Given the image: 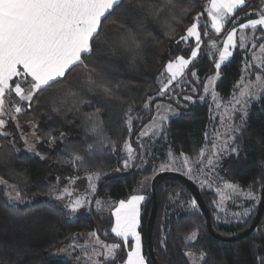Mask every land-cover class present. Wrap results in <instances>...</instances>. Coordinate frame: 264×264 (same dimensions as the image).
Here are the masks:
<instances>
[{"label": "snow or ice", "instance_id": "obj_1", "mask_svg": "<svg viewBox=\"0 0 264 264\" xmlns=\"http://www.w3.org/2000/svg\"><path fill=\"white\" fill-rule=\"evenodd\" d=\"M251 0H206L203 12H197L192 21L184 29V34L175 39L179 52L185 54L172 55L162 64V70L156 76L158 91L143 97L142 108L150 119L142 122L136 133L133 146V125L140 117L135 114L136 102H128L121 95L120 83H113L103 70L87 60L95 52L97 38L104 31L105 21L109 17L114 30L119 32L120 46L129 52L139 53L143 49L141 30L147 20H160L167 10L163 23L172 31L171 21L179 22L176 14V0H129V9L135 10L140 17L134 27L127 22V15L121 19L115 15L124 0H0V137L12 136L9 143L14 151L16 138L7 131L9 123L15 125L19 140L24 147L41 159L45 157L36 151L37 144L47 143L55 146L57 141L65 140V133L48 129L44 131L38 117L33 114L24 120L29 131H25L20 117L34 110V103L41 93L54 85L67 81L74 69L81 70L83 87L71 84L64 86L51 98L52 111L80 112L82 106L91 107L92 102L84 98L86 93L103 96L105 101L115 103L123 108L122 123L129 137L124 139L120 151L124 158L120 162L121 169L136 167L146 170L150 159L159 160L153 163L151 173L143 176L126 198L118 201H102L94 199L97 193V181L105 172L99 168L91 170L94 163L85 155L74 149H67L66 162L76 171L84 169V177L88 186L80 193L72 187L80 176L66 177L67 183L61 186V177H55V185L49 184L50 193H54L57 201H64L62 208L69 219L76 217L82 210L97 213H109L110 229H105V237L112 235L120 242L102 240L97 230L87 234L83 244L78 242L82 234H72L70 241L50 255H76L77 264H148L143 252L142 204L146 194L141 191L145 184L154 181L164 172H176L196 182L201 190H212L217 199L212 201L216 210L215 219L224 222L231 219L239 223H247L255 204L264 199V180L257 177L246 188L239 183L231 182L220 176L223 161L226 158L239 159L242 151L238 142L246 128L249 110L254 102L264 99V0L259 5L250 7ZM244 12L245 17L240 23ZM190 7L180 8L182 15H187ZM206 14V18H205ZM231 25V27H228ZM203 29V30H202ZM210 33H215L213 38ZM146 35L151 36L148 32ZM237 51L243 52L240 78L232 85L227 97L219 91V83L223 80V68L231 63ZM208 58L213 65L210 73L201 77L195 65L203 58ZM150 90V89H149ZM199 100L208 101L210 124L205 126L203 144L192 154L183 148L175 152L169 141V125L172 119L184 115L173 105L187 107ZM102 107L90 112L80 113L87 131L96 139L87 144L85 152L88 157L97 153H117V143L106 136L101 119ZM163 141L167 144L163 155L154 154V146ZM26 182L28 177L20 174ZM258 185V187H254ZM4 196L8 203L15 207L23 203V189L15 183H9L0 177ZM181 191L169 195L170 200H177ZM240 201L235 207L240 211L228 213L226 202ZM252 202V207H245L244 202ZM192 209H198L197 199L187 201ZM170 230V229H169ZM199 227H193L185 241H196ZM166 237L161 238L160 246L166 250ZM27 244L18 238L5 241L8 250L15 251L19 258ZM54 247V245H52ZM187 264H208V253L200 249L186 250L183 253ZM257 264H264V255L256 257Z\"/></svg>", "mask_w": 264, "mask_h": 264}, {"label": "trees", "instance_id": "obj_2", "mask_svg": "<svg viewBox=\"0 0 264 264\" xmlns=\"http://www.w3.org/2000/svg\"><path fill=\"white\" fill-rule=\"evenodd\" d=\"M158 2V0H157ZM260 0H251L250 7L259 5ZM176 14L179 22L171 21L172 32L164 23L167 10L162 14L160 20L149 19L145 22L141 30L143 49L139 53L127 51L120 46L119 32L114 30L109 17L105 21L104 31L97 38L95 52L87 60L90 64L101 68L107 78L113 83H120L119 95L128 102L135 101V114L140 117L133 125V133H138L141 123L150 119L148 113L142 108L143 97L154 94L158 91L156 76L162 70V64L172 55L185 54L179 52L178 48H183V44L177 45L175 39L184 34V29L190 24L193 16L197 12H203L206 0H176ZM187 6L191 11L187 15H182L180 8ZM238 12L244 19V12ZM131 13L130 15H127ZM115 15L124 18L127 15V22L130 27H134L140 17L135 10L129 9V0H124V4L117 9ZM206 18V14H205ZM231 27V25H228ZM203 30V29H202ZM152 33L151 36L146 33ZM174 38H170V35ZM214 38L215 33H210ZM244 53L237 51L231 63L223 68L224 77L219 83L218 91L225 97L230 93L232 85L240 78L241 64ZM195 67L198 74L204 77L213 68L208 58L201 59ZM81 70L74 69L67 77V81L54 85L40 94L34 103V110L20 117L23 126L24 120L35 114L44 131L48 129L65 133L63 142L57 141L55 146L47 143L37 144L36 150L45 158L28 152L19 140L15 125L9 123L7 131L13 133L16 138V147L19 152L14 151L9 143L13 137H0V177H4L9 183L18 184L23 188L22 193L31 195H48L50 193L49 184L55 185V177H61L64 182L68 176L84 175V169L76 171L70 163L66 162L67 149H74L85 155V158L94 161L91 170L100 169L106 173L101 178L114 172L119 175L104 179L101 183L96 199H106L107 201H118L126 198L129 193L137 187L143 176L151 173L152 164L159 163V160H151L146 166V170L141 171L136 167L127 170L121 169L120 162L124 154L120 151L122 142L129 137L126 127L122 123L123 108L114 102L105 101L103 96L86 93L84 98L92 102L91 107L82 106L80 112L68 111L67 108L60 112L52 111L51 98L57 94L64 84H71L77 88L83 87ZM150 89V90H149ZM96 107H102L101 119L107 137L117 143V153L107 152L97 153L95 157H88L85 149L87 144L93 143L96 139L87 131V126L81 119L80 113L90 112ZM184 115L171 120L169 125V141L175 152L179 153L181 148L186 153L192 154L203 144L202 133L205 126L210 124L208 101L197 100L194 104H188L185 108L179 109ZM249 118L243 136L238 141L241 145L239 159L235 157L226 158L223 163L221 174L231 182L239 183L242 187L252 184L257 177L264 180V99L254 102L249 110ZM136 133L133 138L136 137ZM133 146L136 147L135 139ZM167 144L159 141L154 146V154L163 155ZM26 175L25 182L20 175ZM100 178V179H101ZM97 181V188L99 185ZM197 186V185H196ZM254 187L258 185L254 184ZM203 200L208 208L213 229L220 235L236 236L243 233L252 222L256 208L247 220V223H219L213 215L211 202L216 199L210 191L201 190L198 186ZM181 191L178 200L169 199V195ZM148 197L142 204V227L143 252L148 264H153L147 255L146 250V223L152 205L151 186ZM157 211L152 230L153 249L156 258L161 264H187L183 253L186 250H205L208 253V264H257L256 257L264 255V209L261 219L256 228L247 236L235 241H219L209 235L206 227L205 216L199 206L198 209L188 207L187 201L194 197L189 188L176 177H164L156 184ZM180 201L183 203L180 204ZM199 227V237L196 241H185L184 236L193 227ZM105 229H110L109 213L107 210L97 213L95 210L80 212L76 217L69 219L64 215L62 205L56 200L49 198L35 202L11 206L4 196V189L0 186V264H70L61 255H50L56 253L57 249L66 245L72 236L79 231H93L98 233ZM170 229V230H169ZM104 236V235H103ZM166 237V250L160 246L161 238ZM105 237V236H104ZM13 238L27 241L21 244L22 258L17 253L8 250L4 245L5 241ZM108 242L115 241L112 235L105 237ZM104 240V239H103ZM54 245V247L52 246Z\"/></svg>", "mask_w": 264, "mask_h": 264}, {"label": "water", "instance_id": "obj_3", "mask_svg": "<svg viewBox=\"0 0 264 264\" xmlns=\"http://www.w3.org/2000/svg\"><path fill=\"white\" fill-rule=\"evenodd\" d=\"M137 131H135L132 135H135ZM119 173L118 172H114L108 176H105L103 178L100 179L99 181V185L97 188V193H98V189L101 185V183L103 182L104 179L107 178H112L115 176H118ZM164 177H176L178 178L180 181H182L191 191L192 195L197 199L198 205L200 206L204 216H205V221H206V227L207 230L209 232V235L212 236L213 238L219 240V241H224V242H228V241H235L238 239H241L247 235H249L258 225L262 213H263V209H264V199H262L261 201L258 202L257 204V208H256V213L255 216L252 220V222L250 223V225L248 226V228L241 234L236 235V236H224V235H220L218 234L212 226L211 223V219H210V215H209V211L208 208L203 200V197L199 191V189L197 188V186L195 185V183L193 181H191L190 179H188L187 177H185L184 175L180 174V173H176V172H164L161 173L160 175H158L154 181H151V198H152V205H151V209L149 212V216H148V220L146 223V250H147V255L149 257V260L153 263V264H161L158 259L155 256L154 253V249H153V242H152V230H153V224H154V219H155V215H156V211H157V196H156V184L157 181L161 178ZM97 193L94 197V199H96L97 197ZM100 236L102 237V239L104 240H109L107 238H105L103 236V234L101 232H99ZM116 242H120L118 239L115 240Z\"/></svg>", "mask_w": 264, "mask_h": 264}, {"label": "rangeland", "instance_id": "obj_4", "mask_svg": "<svg viewBox=\"0 0 264 264\" xmlns=\"http://www.w3.org/2000/svg\"><path fill=\"white\" fill-rule=\"evenodd\" d=\"M174 107H177V108H184V107H182L181 105H176V104H174L173 105ZM24 127V129H25V131L27 132V131H29V129H28V127H27V125H25V126H23ZM133 139H135V138H132V140ZM25 148V147H24ZM26 149V148H25ZM27 150V149H26ZM28 151V150H27ZM37 151V150H36ZM29 152V151H28ZM30 153H32V152H30ZM225 160V159H224ZM223 163H224V161H223ZM220 176H222L223 177V175L221 174V171H220ZM81 177V179L80 180H78L77 182H76V184L75 185H73L72 187H74V188H76L77 189V191L78 192H80V193H82V192H84V191H86V189H87V186H88V182H87V179L84 177V175H81L80 176ZM227 180V179H226ZM191 181H193V180H191ZM194 182V181H193ZM67 183V181L65 180L64 182H61V186H63L64 184H66ZM97 183V182H96ZM195 183V185H197L198 187H199V185L196 183V182H194ZM147 185V187H146V190H145V194H146V197H148L149 195H148V191H149V188H150V186H151V182H149V183H147L146 184ZM2 188H3V186H1ZM21 187V186H20ZM22 188V187H21ZM200 188V187H199ZM23 189V188H22ZM143 189H145V188H143ZM143 189H141V191H143ZM207 191H210L213 195H214V193H213V191L212 190H207ZM21 196L23 197V200H24V202L23 203H18L17 205H19V204H25V203H30V202H35V201H38V200H41V199H45V198H49L50 200H55V198H54V193H49L48 195H31V194H28V193H22L21 192ZM216 197V196H215ZM216 199H217V197H216ZM100 200H102V201H107L106 199H100ZM178 200V199H177ZM57 201V200H56ZM176 201V200H175ZM61 205H63V203H64V201H58ZM183 202L182 201H180V204H182ZM238 203H240V201H229V202H226V208H227V211H228V213H231V212H234V211H240V209L239 208H237V207H235V204H238ZM257 204H258V202L255 204V206H254V208H253V211H254V209H255V207L257 206ZM211 206H212V208H213V215H214V217H215V215H216V210H215V208H214V206H213V204H212V202H211ZM244 206L245 207H252L253 205H252V202H248V201H245L244 202ZM188 207H189V205H188ZM83 211H86V210H82L81 212H83ZM252 211V212H253ZM231 219V222L230 223H238L237 221H235V219L234 218H230ZM218 222V221H217ZM219 223H225L224 222V216L222 215L221 216V220L219 221ZM89 232H92V231H79V232H77V234H82L80 237H79V239H78V242L79 243H81V244H83L84 243V241L87 239V234L89 233ZM99 234V233H98ZM101 237V236H100ZM101 239H102V237H101ZM103 240V239H102ZM112 242V241H111ZM114 242H116V241H114ZM60 249V248H59ZM59 249H57V251H56V253L59 251ZM80 253L79 252H77V253H75L74 255H72V256H67L66 254H60L61 256H63L65 259H67V261L70 263V264H77V261H76V255H79Z\"/></svg>", "mask_w": 264, "mask_h": 264}, {"label": "crops", "instance_id": "obj_5", "mask_svg": "<svg viewBox=\"0 0 264 264\" xmlns=\"http://www.w3.org/2000/svg\"><path fill=\"white\" fill-rule=\"evenodd\" d=\"M146 187H147V185L145 184V186H144L145 189H143V192L144 193H145ZM112 242H114V241H112Z\"/></svg>", "mask_w": 264, "mask_h": 264}]
</instances>
